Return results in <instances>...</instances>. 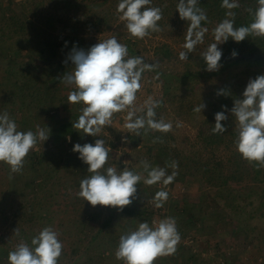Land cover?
I'll use <instances>...</instances> for the list:
<instances>
[{"label": "rangeland", "instance_id": "374dc122", "mask_svg": "<svg viewBox=\"0 0 264 264\" xmlns=\"http://www.w3.org/2000/svg\"><path fill=\"white\" fill-rule=\"evenodd\" d=\"M50 2L0 0V115L7 113L17 130L25 132L47 131L81 115L84 105L69 103L68 95L74 88L62 79L74 70L68 59L71 51L59 49L48 64L36 50L47 38L46 19L53 14L57 20L53 35L64 36L75 27L84 44L92 46L115 36L127 46L125 59L139 57L143 64L152 66L142 73L134 106L140 108L149 97L160 101L154 119L170 124L171 129L145 128L136 135L124 127L127 111H122L114 113L97 136L74 128L73 138L55 144L38 140L19 172L12 173L0 162V248L11 252L21 242L33 247L31 240L48 227L62 244L57 264H124L115 257L120 237L137 230L140 223L154 228L171 217L180 241L173 254L160 256L153 264H264V164L244 160L237 152L238 125L231 115L234 101L242 98L248 81L264 75V52L248 58L245 50L233 57L225 52L227 41L220 43L219 70L181 84L184 72L196 69L198 58L216 43L213 32L218 22L194 29L192 39H196V32L204 31L203 39L189 51L183 45L190 21L182 20L176 12L179 0H170L169 10L158 23L160 31L150 30L143 39L132 37L126 22L119 19L120 0H77L75 7L60 6L59 10L52 9ZM16 17L27 19L23 30L12 24ZM181 52L187 59H180ZM23 68L29 73L23 74ZM57 70L65 74L48 89V79ZM221 91L226 95H217ZM200 103L204 108L198 113L194 108ZM215 103L218 108L214 109ZM221 111L227 117L221 121L226 131L213 133L215 114ZM139 115L143 112L137 111ZM209 135L216 137V144L208 145L205 137L201 139ZM148 137H159L161 145L169 147L166 159L171 165L176 162V168H164L166 164L155 158L160 146L150 143ZM98 139L110 148L101 173L115 166L118 171L127 168L141 175L135 198L126 206L135 211L132 216L115 208L93 207L78 196L81 180L91 173L78 158L79 153L72 151L73 146L94 144ZM142 161L149 170L162 168L166 176L176 175L167 185L162 181L146 185ZM204 165L213 170L203 174ZM235 170V178L224 184V178ZM160 191L167 193V199L157 208L153 200ZM3 259L4 254L1 262Z\"/></svg>", "mask_w": 264, "mask_h": 264}, {"label": "clouds", "instance_id": "9594fccd", "mask_svg": "<svg viewBox=\"0 0 264 264\" xmlns=\"http://www.w3.org/2000/svg\"><path fill=\"white\" fill-rule=\"evenodd\" d=\"M151 0H120L117 12L119 19L126 22L128 33L135 38L143 39L149 31H160L158 21L162 12L157 7H147ZM198 0H179L177 10L182 20L190 21L188 38L183 45L189 51L193 50L198 42H202L204 31L196 32V39H192L193 30L199 28L202 21L207 19L206 14L197 8ZM258 7L253 13L254 19L248 26L234 27L232 20H224L214 29L213 36L216 43H212L202 53L206 71H218L222 51L217 45L230 38L235 42L245 40L249 35L264 37V0H257ZM228 8L238 7L237 3L223 0ZM206 31V30H205ZM127 46L118 42L115 36L100 40L87 51L73 48L68 56L74 70L66 73L62 79L73 86L74 90L68 95L72 104H83L81 115L72 127L82 130L88 136H97L103 126L110 124L114 113L127 111L124 127L136 135L141 129H151L168 132L171 125L157 121L155 109L160 101L149 97L143 106L136 108V93L140 90L142 73L152 66L143 64L139 57L125 59ZM235 57L236 53L233 52ZM180 59H187L185 52L180 53ZM217 95H226L223 91ZM204 108L199 104L194 111L201 113ZM137 111L143 115L137 116ZM231 115L236 119L238 135L235 141L236 150L244 160L264 164V75L250 79L243 91L242 98L235 100ZM213 133H224L226 128L221 121L227 119L224 112L215 114ZM50 130L38 129L36 132L18 131L17 125L7 113L0 115V162L6 163L12 173L19 172L24 164V158L33 149L37 141H46ZM72 151L79 153V159L88 166L90 176L81 180L78 196L89 205H97L122 210L130 205L135 198L136 185L141 181V175L127 168L118 171L115 166L108 167L105 173L100 169L106 164L110 148L105 147L102 139L94 144H75ZM147 178L146 185L163 182L165 185L172 182L176 173L166 176L162 168H150L143 162ZM177 167L176 162L171 165ZM167 199V193H156L153 203L159 208ZM16 231V230H15ZM18 234V233H17ZM180 241L174 218L159 221L153 228L147 222L140 223L137 230L122 235L115 251L117 260L124 264H153L160 257L171 255ZM28 244L21 242L15 250L9 252V264H57L62 252V244L57 234L45 227Z\"/></svg>", "mask_w": 264, "mask_h": 264}, {"label": "trees", "instance_id": "16d2710c", "mask_svg": "<svg viewBox=\"0 0 264 264\" xmlns=\"http://www.w3.org/2000/svg\"><path fill=\"white\" fill-rule=\"evenodd\" d=\"M76 1L77 0H51L50 5L52 9L59 10L60 6H62L63 8L75 7ZM229 2L237 3L238 7L228 8L226 6H222L223 0H198L196 7L200 8L207 16V19L202 21L199 27L208 26L212 21L221 23L222 21L227 19V20H232L234 23V27L239 28L241 26H248L253 21L254 19L253 13L258 7L257 0H229ZM170 6H171L170 0H151L150 4L147 5V7L160 8L162 15L167 13V10H169ZM46 20L48 24V34L45 33L47 38H45V40L38 46V49L36 50L38 51V56L39 57L41 56V59L48 62V64H51L53 60L57 57L59 49L72 51V49L75 47L77 49H83L87 51V49H89L92 46L90 44H84L85 40L81 36V33L76 34L75 27H70L69 31L66 32H65V28L63 27L61 30L62 32L66 33L64 36L53 35L52 30L54 29V26L57 22L56 16L50 14L48 15V19ZM161 20L158 21L157 23L161 22ZM14 21L15 23L12 20V24L14 26H17L18 30H23L25 28L24 27L25 24L27 23L26 18L22 19L20 17H16ZM98 25L101 24L99 23ZM263 41H264V37H259L255 35H249L245 40L241 42H235L230 38L225 43V52L231 54L232 56L233 52H235L236 54H241L242 52L247 50L249 53L248 56H250L248 58H251V56L255 54V52L256 53L264 52V46L262 45ZM126 42H127L126 44H128V47H131V42L130 41H126ZM164 54L166 55L167 52H164ZM195 67L196 69L184 72L181 84H186L188 79L201 78L202 76L205 75L209 76L212 74L205 70L206 65L202 55L198 58V62L195 63ZM22 71L23 74L29 73L28 68L26 69L23 68ZM57 71L58 72H56L54 75H51V77L48 79V89H50V86L52 84L56 82H60L62 75L65 74L64 71H60V70ZM248 72H250L249 68H248ZM164 87L168 90L169 86L166 84V86ZM222 104H226V103L222 102ZM213 108L214 109L218 108L217 103L213 105ZM75 120H77L76 117H74V119H71V121L63 120L60 123L56 124L53 128L50 129L48 140H50L51 143L55 144L60 139H66L67 137L73 138L75 133L72 124ZM204 137L205 139H203ZM215 138H216L215 136L213 138H210L209 135V136H203L201 139H203V141L206 142V144L213 145L217 143ZM133 140L137 141L135 137ZM148 141L150 143L158 144L160 146L158 147V152H156L155 158L160 162L165 163L166 166H164V168H166L167 170V167L171 166V163H169V161H167L166 159L168 156V152L166 151L169 149V147L161 145L159 137H155V138L148 137ZM215 164L218 165V163ZM204 167L205 169L203 171V174L209 173L210 169H208L207 165H204ZM236 171L237 170L231 171L232 174L224 178L223 183L226 184V182L229 179L235 178L234 174L236 173ZM120 213L126 216H132L135 213V211L133 209L124 207L122 210H120ZM9 252L10 251L5 252L0 248V264H9L8 261ZM2 254H4L3 262H1Z\"/></svg>", "mask_w": 264, "mask_h": 264}, {"label": "built area", "instance_id": "2783aa9c", "mask_svg": "<svg viewBox=\"0 0 264 264\" xmlns=\"http://www.w3.org/2000/svg\"><path fill=\"white\" fill-rule=\"evenodd\" d=\"M154 222V221H153Z\"/></svg>", "mask_w": 264, "mask_h": 264}]
</instances>
